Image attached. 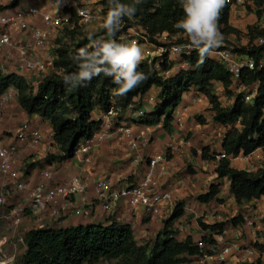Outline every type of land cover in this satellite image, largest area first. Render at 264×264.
<instances>
[{
  "label": "trees",
  "instance_id": "trees-1",
  "mask_svg": "<svg viewBox=\"0 0 264 264\" xmlns=\"http://www.w3.org/2000/svg\"><path fill=\"white\" fill-rule=\"evenodd\" d=\"M21 0H15V6ZM264 6V0H256ZM104 13L113 20L141 25L151 40L158 34L186 35L192 38L196 22L206 13L204 5L197 1L187 10L186 0H101ZM227 14L218 21L216 38L207 43L216 45L226 41V35L239 33L228 23ZM111 36L112 41L109 39ZM264 36V31L251 32V37ZM104 38L105 45L97 47L95 41ZM178 43L185 40L180 38ZM111 42V43H110ZM56 49L54 71L38 86L25 85L24 79L15 74H5L0 68V98L11 88L17 90V101L30 116L38 115L53 129V142L61 155H51L50 160L65 162L75 157L82 141L93 139L101 121L94 113L125 112L142 107L135 102L153 88H158V103L153 112L144 113L139 124L148 127L162 125L167 133L173 132L175 116L186 94L194 91L207 97L212 105L213 120L223 127L233 129L225 137L223 149L229 156H248L257 150L264 151V69L244 71L242 82L247 88L259 85V96L246 103L240 93L231 107L221 104L215 94L220 84L231 93L235 81L221 63L195 52L184 57L189 69L177 68L178 62L164 63L160 71L148 62H137V55L129 51L127 44L115 33L108 31L86 32L81 27L66 30ZM92 45V46H91ZM247 52L245 49L238 50ZM264 45L254 48L250 55L259 60ZM175 72V73H171ZM240 123L243 129L236 128ZM203 152L204 160H214ZM34 165L27 168L30 175ZM216 173L219 179H228L231 192L239 205L264 197V170L249 172L232 166L229 159L220 161ZM219 187L212 185L199 202L209 204L219 195ZM184 212L177 205L173 215L164 222V229L152 243L139 244L133 228L110 219L108 225L78 226L65 229L41 228L24 236L26 251L19 264H98L102 261H119V264H185L188 257L199 254L192 237L184 242L176 238L174 223ZM233 225L244 220L233 219ZM203 231L222 234L225 223L207 225L199 221ZM203 240L214 244L212 237ZM258 264H263L261 261Z\"/></svg>",
  "mask_w": 264,
  "mask_h": 264
},
{
  "label": "built area",
  "instance_id": "built-area-1",
  "mask_svg": "<svg viewBox=\"0 0 264 264\" xmlns=\"http://www.w3.org/2000/svg\"><path fill=\"white\" fill-rule=\"evenodd\" d=\"M5 1L8 7L0 9V53L4 55L13 72L0 68L7 75L15 74L29 80L28 84L32 86H38L53 73L57 59V42L64 39L66 30L81 27L86 32L106 30L117 34L118 38L127 44L129 51L136 53L138 63L148 62L158 71L164 63L172 62H178L177 68L189 69L190 65L184 57H191L198 52L224 65L235 84L238 83L242 88L246 103L252 104L259 96L258 84L247 88L242 82L244 71L257 72L264 69V52L259 60L250 55L254 48L264 45V36L251 37V32L264 31V6H259L256 0H186L185 10L197 1L206 9L204 16L196 22L192 38L165 32L158 34L155 40L150 39L141 25L129 24L122 19L113 20L110 15H106L101 0H53L50 4L31 5L26 8L20 7L19 4L15 6V0ZM257 12L260 14L257 15ZM224 14H227L230 26L242 34V40L230 36L226 41L208 46L207 43L216 38L218 21ZM109 37L112 41L111 36ZM179 38L185 41L178 43ZM242 49L247 52H238ZM11 97L10 90L2 96L1 113L8 109ZM177 114L175 122L181 125L188 116V110L183 108ZM97 120L101 121L100 129L93 139L79 144L74 158L90 166L93 164L92 152L97 144L110 137H116L128 143L134 165L146 164L138 182H131L127 178L122 185L117 186L110 179H101L96 188L97 201L108 212L123 199L133 210H143L154 218L162 216L164 208L175 201V184H171L172 188L165 189L163 182L170 176V167L174 164L173 155L181 147L177 137H172L166 150L146 159L140 138L134 134L130 125L117 117L114 110L101 113ZM225 128L227 134L233 129L231 126ZM17 142H24L29 148L37 151L43 145V133L33 128L30 121H25L12 137L5 133L0 135V172L5 178L0 192V222L5 220L6 229H18L28 216L43 217L47 212L58 222H62L71 214L74 199H86L87 181L83 175L52 187L47 185V178H51V173L44 171L45 182L33 186L29 198L22 205L4 212L3 209L9 206L11 187L14 186L23 192L27 186V164L18 167ZM238 157L223 152L217 158L235 160ZM59 201L63 203L61 208L57 206ZM74 211L75 214H80V210ZM83 214H89V210L86 209ZM202 218L210 225L226 222L223 216L216 213H207ZM248 225L253 224L249 222ZM218 235L221 234H216ZM210 237L214 239L215 236ZM214 241V244H209L203 239L199 241V254L196 259L185 264H258L260 261L264 264V239L250 245L235 239ZM18 244L25 246L23 236L15 240L8 236L0 237V264L13 263L14 256L10 255L9 250L16 249Z\"/></svg>",
  "mask_w": 264,
  "mask_h": 264
},
{
  "label": "crops",
  "instance_id": "crops-1",
  "mask_svg": "<svg viewBox=\"0 0 264 264\" xmlns=\"http://www.w3.org/2000/svg\"><path fill=\"white\" fill-rule=\"evenodd\" d=\"M52 2L53 0H21L19 6L26 8L31 5H44ZM7 5L5 0H0V6H3L0 9H6ZM0 67L8 72H13L1 53ZM10 92H15L17 101V90L11 88ZM158 92V88H153L143 98H137L135 102L142 104V107L137 108V110L130 108L125 112H115L117 117L125 124L130 125L134 134L140 138L143 156L146 159L157 152L166 150L173 136L177 137V142L181 145L180 149L173 155L174 164L170 167L171 174L163 182L165 189H170L172 188L171 184H175V201L165 207L163 215L157 218L143 210L131 209L123 199L119 200L114 209L108 212L96 199L97 183L101 179H110L117 186L122 185L127 178L131 182H138L141 179L146 164L134 165L126 141L110 137L97 144L92 152L93 164L90 166L84 165L83 161L77 158L65 162L52 161L49 157L51 155L59 156L61 151L53 142L51 125L38 115L30 116L21 107L19 110L14 104L15 101H10L8 109L1 113L2 97L0 98V135L5 133L12 137L18 131L20 124L25 121H30L33 128H37L43 133V145L37 151L29 148L24 142H17L19 146L18 167L21 168L28 162L35 164V168H32L30 175L25 174L27 183L25 191L21 192L16 187H11L9 202L14 200L17 204L22 205L29 198L30 189L36 184L45 182L44 171L51 173V178H47V185L52 187L67 183L80 175H83L87 181L86 199H74L71 214L62 222H58L50 212H47V215L43 217L28 216L20 227L22 232L20 236L24 237L29 231L41 228L65 229L78 226L108 225L110 219L114 218L116 222L130 225L133 228L139 244L152 243L163 231L164 222L173 215L176 206L179 204L184 215L174 223L173 230L176 232V238L181 242L192 237L197 244L204 237L215 236L214 240L217 242H221V239H235L250 245L264 239V224H260V218L264 215V197L239 205L231 192L230 180L219 179L216 173L221 161L217 157L225 152L222 138L226 134H222V132H226L227 128L215 123L214 120H210V117L214 116L213 111H209L211 115H209L206 124L199 125L195 122L196 114L201 108L199 105H207L208 98L194 91L186 94L177 113L186 108L188 116L181 125L175 122L173 132L167 133L162 125L148 127L138 122L144 113L153 112V99H150V103H146L147 99L152 96L156 99ZM100 114L101 112L96 111L94 119L97 120ZM205 149L209 150L206 153L209 157H215L214 160L203 159ZM230 161L232 166L239 170L249 172L264 170V151L257 150L250 157L241 154L238 159H230ZM4 181L5 178L0 172V192ZM212 185L219 187L220 190L216 200L209 204L199 202L198 197L206 194ZM57 206L61 208L63 203L59 201ZM86 209L89 210L87 215L83 214ZM74 210H80V214H75ZM207 213H216L226 219V225L221 235L216 236L217 233L201 229L199 221L210 225L202 218ZM236 216H242L245 223L237 226L230 223V218ZM249 222L253 225H248ZM23 249L25 252L26 246L23 245ZM231 264L236 263L232 262Z\"/></svg>",
  "mask_w": 264,
  "mask_h": 264
},
{
  "label": "rangeland",
  "instance_id": "rangeland-1",
  "mask_svg": "<svg viewBox=\"0 0 264 264\" xmlns=\"http://www.w3.org/2000/svg\"><path fill=\"white\" fill-rule=\"evenodd\" d=\"M259 14L257 12V15H259ZM87 32H90V31H87ZM230 36L233 37V38L235 36V38H237L238 40H240V41L242 40L241 39L242 38V34L241 33H239V35H237V34H228V35H226V37H228V38H230ZM179 40H181V39L179 38L178 39V42H179ZM107 42H109V41L108 40H105L104 38H102V41L101 40H97V41H95L94 44H96L97 47H100V46L105 45ZM28 83H29V80H24V84L25 85H27ZM242 92H243V90L239 86L238 83L233 86L232 92L231 93H228V94L222 88V86L220 84H217L216 85V89H215V94L219 98L221 104L223 106H225V107H231L233 105V103L235 102L236 97L240 93H242ZM10 93L12 94L11 101H13V102L15 101L14 104L20 110V107L21 106L18 105L19 103H17V101L15 99V95H16L15 92H10ZM152 97H150V98L147 99V103L146 104H148V103L151 102L150 99H153V101H154V104L153 105L154 106H153L152 109H154L155 105L158 103V100H157V98L154 99ZM208 102H209V105H208ZM208 102H207V105H201V104L199 105V107H201V108L198 110V112L196 114L197 116L195 118V122L198 123L199 125L206 124L209 115H211V114H209V111H211L212 105L210 104L209 99H208ZM210 120H213V117L212 116L210 117ZM237 128L243 129L240 123L237 124ZM224 133L227 134L225 131L222 132V134H224ZM222 139H223V141H225L224 138H222ZM194 153H196V152L194 151ZM30 165H35V164L27 163L26 172L28 171L27 168ZM12 196L13 195H11V197ZM13 201L14 200H12L11 202H9V206L8 207H5L3 209L4 212H8L9 210L13 209L14 207L20 206V204H17L16 201H14V202ZM235 218L236 219H239V220H241V219L243 220V217L242 216H236ZM235 218H230L229 222L232 223L233 219H235ZM260 224H264V215L260 219ZM6 226L7 225H6L5 220H2L0 222V237L8 236V237H11V238H13L15 240V238H18L20 235H22L21 234L22 232H21L20 228H18V229H9V228L8 229H5ZM15 248L16 249L12 248L11 250H9V253H10V255L14 256V261H13L12 264H19V262H20V260H21V258L23 256V254H24V249H23V246L20 245V244H18L17 247H15ZM188 259H189V262H192V261H194L196 259V256H194V257H188ZM98 264H119V261H102V262H100Z\"/></svg>",
  "mask_w": 264,
  "mask_h": 264
}]
</instances>
